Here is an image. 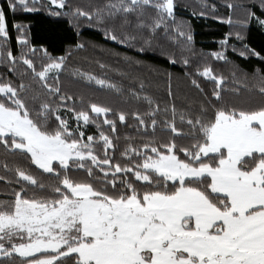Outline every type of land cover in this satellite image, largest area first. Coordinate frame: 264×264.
<instances>
[{"label": "snow or ice", "instance_id": "6c2138e0", "mask_svg": "<svg viewBox=\"0 0 264 264\" xmlns=\"http://www.w3.org/2000/svg\"><path fill=\"white\" fill-rule=\"evenodd\" d=\"M194 5L200 10H193L192 15L205 17L207 0H194ZM51 6L68 9L52 15L67 16L78 35L86 22L87 27L99 28L106 39L135 47L136 36L118 31L134 15L137 29H147L152 35L162 29L165 36L184 46L182 52L191 51L193 42L189 25L175 18L174 0H106L101 5L89 4V10L73 8L67 0H6L0 5V63L13 73L17 63L26 66L19 73L18 85L0 82V146L55 180L46 184L20 167L13 170L16 182H26L34 191L29 196L28 188L22 186L14 191V199L0 201V264H264V66L251 73L234 66L231 88L224 87L228 81L214 74L210 66L197 69L198 76L215 84L212 96L219 106L210 112L201 105L193 118L186 119L181 113V123L190 129L187 133L178 132L172 121L165 120L163 130L173 134L168 142L146 140L139 148L129 143L120 154V160L126 161L121 164L109 153L115 146L103 132L99 140L88 135L84 141L80 122L87 125L95 119L85 109L83 97L79 98L80 111L67 109L75 117L76 128L70 130L68 121L56 114L66 101L73 100L59 87V75L67 70L71 49L56 57L45 49L39 70L27 58L29 52L22 51L16 57L4 50L9 39V13L36 12ZM258 6L264 13V0H259ZM226 7L245 6L228 3ZM147 9L155 16L146 20ZM249 19L264 27V18L250 10L235 24L243 27ZM225 22L234 24L231 17ZM12 27L23 31L20 24ZM229 38L220 41L222 48ZM235 38L243 39L239 32ZM17 39L28 47L27 39ZM151 47V40L145 38L137 51L144 53ZM84 48L85 43L75 45L76 50ZM29 51L35 55L34 48ZM210 55L229 63L224 51ZM239 55L264 62V56L247 45ZM123 59L130 66H141L131 57ZM168 62L177 61L169 56ZM97 63L101 69L106 67ZM182 63L187 67L189 60ZM71 75L94 82L117 97L124 93L122 87L88 72L73 69ZM167 76L171 96V73ZM191 84L203 92L196 79ZM36 85L43 96L34 91ZM139 88L140 92L129 90V95L147 101L151 110L143 114L133 111L131 116L139 126H145L150 118L155 133V117L161 109L152 108L149 96L141 97L142 81ZM222 93L229 94L227 100ZM86 108L96 116L113 113L120 122L126 119L125 112L115 113L110 106L88 103ZM171 111L174 120L176 109ZM104 124L116 131L115 121L105 119ZM177 138L191 142L178 144ZM100 142L102 158L93 147ZM3 167L8 171L7 164ZM70 172H83L85 178L76 179Z\"/></svg>", "mask_w": 264, "mask_h": 264}, {"label": "trees", "instance_id": "16d2710c", "mask_svg": "<svg viewBox=\"0 0 264 264\" xmlns=\"http://www.w3.org/2000/svg\"><path fill=\"white\" fill-rule=\"evenodd\" d=\"M5 2L6 0H0V5ZM105 2L106 0H67V3L73 8L82 7L85 10H89V4L101 5ZM174 2L176 4L174 9L176 20L186 22L191 28L193 36V42L190 45L191 51L182 52L181 49L184 46L165 36L162 29L158 30L155 35L150 34L147 29L142 31L137 29L136 24L138 21L134 15H130L128 17L129 24L123 29L118 28V31L136 36L137 43L135 47H128L106 39L99 28L87 27L85 26L86 22L85 25L80 27L78 35L77 29L68 23L67 16L52 15L56 11L68 10L67 8L60 10L56 6L36 12L19 10L15 15L9 13V39L4 50L11 51L16 57H19L22 51L29 52L27 58L32 59L37 70H39L40 58L43 56L45 49L54 57L63 56L71 49L72 55L67 61V70L59 75V87L63 94L72 96L73 100L66 101L63 108L56 114L68 121L70 130L76 128L75 117L73 113L67 112V109L75 108L76 111H80L82 105L79 98L83 97L85 109L89 111L90 117L95 119V123L89 122L87 125H84L83 121L80 122V130L85 133L84 141L87 142L88 135H92L99 140L100 132H103L109 136L115 146V151L109 149V153L115 155L123 164L126 161L120 160V154L129 143L133 147L139 148L146 140L155 139L158 143L168 142L173 134L170 130H163L165 120L172 121L178 132L187 133L190 129L186 124L181 123V113L185 115L186 119L193 118L199 114L201 105L208 108L210 112L214 106H219L212 96V92L216 87L215 84L210 79L198 76L197 69L202 71L204 66H210L214 74L222 75L228 81L224 87L231 88L234 86L231 76V70L234 66H239L249 73L257 67L264 66V62L257 57L248 56L245 58L239 55L244 45H247L249 49H254L264 56V27L260 26L255 19H249L243 27L235 24V22L245 19L246 10L253 11L257 16L264 18V13L261 12L258 6L259 0H207L209 10L205 17L192 15L193 10H200L195 8L194 0H174ZM45 3H47V0H45ZM228 3L244 5L245 7L229 9L226 7ZM212 5H215L214 12L211 11ZM154 16L155 12L153 10H146V20ZM229 17L234 22L231 26L225 22ZM13 23L22 25L23 31H17L12 27ZM119 23L120 21H117V24ZM236 32L240 33L243 38L242 41L235 38ZM226 36L230 38L227 41L226 48H222L220 41L224 40ZM18 37L27 39V48L18 43ZM145 38L151 40L152 47L144 53H140L137 49L141 46L142 39ZM78 42L85 43L83 50L75 49ZM33 48L36 50L35 55H32L29 51ZM217 51L225 52L229 61L228 64L217 61L210 55V53ZM114 53H119V57L113 55ZM124 56L140 61L141 66H130L124 61ZM169 56H173L177 62L170 64L168 62ZM183 59L189 60L187 67L183 65ZM97 61L103 63L106 67L101 69ZM16 68L17 72L13 73L9 71L8 65L0 63V82L12 81L14 85H18L20 83L19 73L24 71L26 66L17 63ZM73 69L88 72L100 79L114 83L118 87H122L124 93L122 96L117 97L113 92L100 88L94 82L89 84L77 76H72L71 70ZM185 72L188 75H185ZM121 73H130V75L124 76ZM168 73H171V96H169ZM192 79L197 80L203 92L192 86ZM140 81L144 84V90L140 93L141 97L144 95L149 96L153 101L152 108L159 106L161 109L155 117L157 120L155 133H153L150 118H146L145 126H139V122L131 116L133 111L143 114L151 110L147 101L142 98L136 100L129 95V90L140 92ZM24 82L28 83L29 81L26 79ZM48 82L53 87L56 86L53 80ZM34 91L39 92L42 96L44 95L38 85L34 86ZM222 95L225 100L229 97L228 93H222ZM54 99L58 100V98ZM88 103L110 106L115 113L123 111L126 113V119L124 122H120L118 115L113 113L96 116L90 109L86 108ZM173 107L176 109L174 120L171 111ZM164 109H168L167 113L163 111ZM105 119L115 121V132L112 131L110 125L104 124ZM97 124L99 129H97ZM190 142L185 138L176 139V143L182 145H187ZM93 147L97 150L96 154L102 158L103 143L94 144ZM5 164L8 166V171L3 167ZM17 167L24 169L38 181L46 184L55 182L54 178L48 174L41 175V170L36 169L35 165H31L28 161L8 153L0 146V176L5 178L0 180V201L14 199V191H19L22 186L28 188L29 196L33 194L34 189L26 182L19 184L16 182L18 177H16L13 170ZM69 175L76 179L85 178L83 172H70ZM108 178L111 179V176ZM5 181H11V183ZM36 194L41 195L42 193L36 191Z\"/></svg>", "mask_w": 264, "mask_h": 264}]
</instances>
